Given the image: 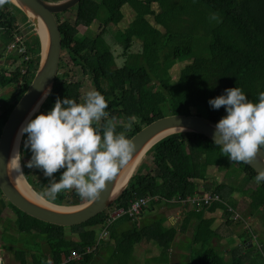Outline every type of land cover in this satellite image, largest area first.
<instances>
[{
	"label": "trees",
	"instance_id": "1",
	"mask_svg": "<svg viewBox=\"0 0 264 264\" xmlns=\"http://www.w3.org/2000/svg\"><path fill=\"white\" fill-rule=\"evenodd\" d=\"M155 7L161 10V14ZM69 11L75 12L73 21L62 22L61 15L56 16L62 36L60 67L68 66L70 61L74 64L70 67L76 68L79 75H90L97 91L107 102L105 111L108 115L104 123L113 122L116 131H123L129 139L145 126L166 117V107H170V115L190 116L196 112L195 116L217 123L225 115L224 107L213 109L208 101L223 94L225 89L240 87L253 102L260 92H264V0H82ZM95 21L100 23L101 33L94 38L88 36L76 41V29L85 27L90 30ZM110 25L119 29L116 38L126 53L131 49L133 39L143 44L142 54H128L130 62L125 64L122 76L116 79L112 77L116 58L105 38L106 28ZM23 31L33 32V26L14 6L0 0V38L4 39L5 48L12 43L14 35L23 34ZM25 45L29 60L24 62L22 56L15 58H20L23 64L8 74V84L14 86L16 94L0 102V134L38 67V36L33 32ZM138 55H143L144 60L140 61ZM4 74H0L2 88L7 84ZM177 87L183 90L180 105L172 96V90ZM78 93L79 83L62 82L58 74L53 91L42 109L49 111L58 97H67L78 103ZM124 118L129 122L126 127L118 123ZM25 139L26 136L21 145V165L28 178L31 169L24 167V160L31 158V152L24 148ZM226 157L213 141L202 135L183 133L169 136L146 154L145 158L151 159L150 167L146 172L140 167L137 169L128 188L109 210L70 229L31 218L2 196L17 213V218L6 220V232L15 237L8 248L17 264H44L48 261L60 264L71 252H83L96 243L98 232L103 229L110 211L117 206L127 208L131 200L146 196L170 200L175 196L186 199L195 192L218 194L221 200L206 209L210 213L216 209L226 210L225 206L236 212L241 208L239 198H248L249 202L244 204L246 212L242 216L257 217L264 223V182L256 183V173L252 168L242 162H231ZM234 164L239 172L232 168ZM212 170L215 172L211 174ZM221 170L225 171V181L217 183ZM53 175L59 179L58 172ZM48 179L45 177L41 185H35L37 190L33 187L47 201L59 206H76L90 200L80 199L74 189L64 190L55 199H50L44 195ZM209 180L215 182L214 186H201V181L207 183ZM28 183L34 186L29 180ZM202 214L203 210L192 212L195 217ZM123 220L136 225V221ZM204 223L208 225L211 221ZM13 225L15 232L12 233L9 229ZM203 226L200 224L199 233L198 229L194 233L195 238L200 239ZM114 229L115 226L109 228L111 238L117 236ZM160 232L155 226L123 232L113 251L129 256L132 247L143 239L157 243L156 236L167 239L175 235L172 231L161 232V235ZM108 241H102L98 250L86 256L81 264H92L101 246ZM171 243L168 239L159 242L163 255ZM166 258L158 257L157 260L167 262ZM209 261L204 256L194 264H209Z\"/></svg>",
	"mask_w": 264,
	"mask_h": 264
},
{
	"label": "clouds",
	"instance_id": "2",
	"mask_svg": "<svg viewBox=\"0 0 264 264\" xmlns=\"http://www.w3.org/2000/svg\"><path fill=\"white\" fill-rule=\"evenodd\" d=\"M50 91H44L18 130V138L26 136L24 148L31 152L24 167L39 169L50 178L44 192L50 199L74 189L80 199L94 200L128 165L136 146L123 131H116L113 123L103 122L108 115L107 102L95 90L86 94L83 103L58 97L49 111L31 118ZM208 103L213 109L224 107L225 115L215 125L213 144L231 162H251L264 150V92L253 102L240 87L227 88ZM22 158L18 146H14L8 161L17 165V174L22 172ZM60 169L63 171L57 180L53 174ZM254 179L258 184L264 182V170H259ZM230 217L234 220L233 214ZM110 238L109 233L105 240Z\"/></svg>",
	"mask_w": 264,
	"mask_h": 264
},
{
	"label": "water",
	"instance_id": "3",
	"mask_svg": "<svg viewBox=\"0 0 264 264\" xmlns=\"http://www.w3.org/2000/svg\"><path fill=\"white\" fill-rule=\"evenodd\" d=\"M6 1L27 18L40 43L39 62L34 77L11 111L0 134V192L21 213L57 227L70 229L80 226L111 208L128 188L146 154L163 139L176 134L190 133L202 135L213 141L216 123L212 120L195 115L166 116L145 126L130 138L136 146V151L128 165L119 170L96 199L76 206H59L41 197L28 183L23 171L17 174L15 171L17 165L8 160L13 154L14 146H18L21 152L24 136L19 138L17 136L21 125L41 101L44 91L50 89L49 95L39 104L38 111L33 113L31 118L40 112L55 86L62 55V36L56 16L75 8L82 0ZM40 29L43 30L44 37L41 36ZM243 164L252 168L256 174L259 170H264V150L259 151L251 162ZM19 175L23 177L24 183ZM30 190L40 200L35 199Z\"/></svg>",
	"mask_w": 264,
	"mask_h": 264
},
{
	"label": "crops",
	"instance_id": "4",
	"mask_svg": "<svg viewBox=\"0 0 264 264\" xmlns=\"http://www.w3.org/2000/svg\"><path fill=\"white\" fill-rule=\"evenodd\" d=\"M29 39L31 38L29 37ZM3 64L4 63L0 61V66H3ZM6 66L8 65L5 64L3 68H5ZM8 86L9 85L6 84L5 87H0L1 96H3L4 90L7 89ZM1 196L3 195L1 194ZM0 204L1 223L3 225H6L5 220H13L15 217L12 216L7 219H2L4 212L11 211L12 207L9 204H5L2 200L0 201ZM211 205L197 211L195 207L190 204L182 205L179 203L172 204L164 202L152 203L147 208H145L139 219L136 220L135 226L133 225V223L124 220L115 222L112 226H115L117 223L124 221L123 223L127 224L129 227L126 229L115 228L114 233L117 234V236L110 238L109 241L104 245L107 246L110 242L113 250L116 241L121 238L120 234L122 235L123 232L134 230L135 228L140 231L141 229H147L148 227L155 226L157 229L161 230V232H174L175 235L167 237V239L171 240L172 243L169 248L166 249V254H170V257H175L183 262H177L174 264H194L198 258H196L194 262L192 261V258L198 256H205L206 258H208L210 260L209 264H264V232L259 230L264 228L263 221L261 219L255 218V221L258 222V224L256 225L259 228L255 227L254 224H250L248 232L245 229V226L242 229L236 226L239 222L234 221L230 216H228L225 210L216 209L212 213H210L209 210H206L208 207H211ZM202 210L203 214L200 217H193V211L201 212ZM246 218L242 216V220L244 221V223L247 222ZM209 220H213V223L211 222V224H217L219 222V226H221V228L219 230H216L217 227H212L210 223L208 225L207 223H204L208 222ZM200 224L204 225L202 228L204 232H200L202 234L201 237H204L205 239L203 247L199 246L197 242L193 238H191L194 237V233H196L197 229V232L199 233ZM112 226H110V228ZM156 237L158 238L159 242L167 240L166 238L161 239V236ZM159 242L152 244L148 239H143L139 244H135L132 247L133 249H131V251L134 252L135 249H137L138 251V249L140 250L142 248L141 246L143 244L150 243L153 245V247H155V249L151 247L148 249V251L152 250L153 255L159 256V253L161 251V249H159ZM206 243H208L209 246L204 248ZM260 246H262L261 248L263 250L259 248ZM162 251L160 257H167L166 254L163 255ZM117 253L118 254L116 255L119 258V261L125 260L122 258V256L127 258L128 262L130 261L128 255L120 252ZM214 255L217 256L216 259ZM5 256L6 254L4 255V257L0 256L2 257V259L5 258V264H17L14 261L13 256L9 255L8 259H6ZM10 259H13V261H11ZM187 259L188 261H186ZM160 264L167 263L163 261Z\"/></svg>",
	"mask_w": 264,
	"mask_h": 264
},
{
	"label": "rangeland",
	"instance_id": "5",
	"mask_svg": "<svg viewBox=\"0 0 264 264\" xmlns=\"http://www.w3.org/2000/svg\"><path fill=\"white\" fill-rule=\"evenodd\" d=\"M142 2H143V0H141ZM145 6H146V4H145ZM160 6V5H159ZM156 8V7H155ZM156 11L157 12H159V14H161L160 13V9L158 10L157 8H156ZM61 16H60V19H61V21L63 22V21H66V20H70V21H73L74 19H75V12L73 11H68V12H66V13H63V14H60ZM23 26L21 25V28H22ZM23 28H25V27H23ZM34 33H35V31H33ZM32 31H30V32H26V31H23V34H20V35H22L21 36V38L23 37V40H24V45H23V47H24V51L26 50V53H27V48H26V41L27 40H30L29 39V37L31 38V36H32V33H33ZM119 32V29L116 27V26H113V25H110L109 27H107L106 28V34H105V38H106V40L108 41V43H109V45L111 46V48H112V51H113V53H114V56H115V58H116V66L115 67H118V66H123L124 64H125V61H126V57H127V54L125 53V51L123 50V47H122V44H120L117 40H118V38H116V34ZM97 33H101V29H100V23L98 22V21H95L92 25H91V29L89 30V29H87V28H85V27H78L77 29H76V31L74 32V38H75V40L76 41H81L82 40V38H84V37H92V38H94V36L97 34ZM36 34V33H35ZM129 51L130 52H132V53H134V54H137V53H140V54H142L143 53V44H142V42L141 41H138V40H132V45H131V49H129ZM139 56V60L140 61H143L144 60V58L142 57L143 55H138ZM17 57H19V53H18V50H16V51H12V50H9V47L7 48H5V45H4V39H2V38H0V61L2 62V63H4L3 64V66L6 64V65H8V66H6L5 68H3V66L1 65L0 66V74H3L4 72L6 73V74H4L3 76H4V80H5V82H7V84L9 83V81H10V76L9 75H7V74H9V73H13L18 67H20V65H22L23 64V61L21 60L20 61V58H18V59H15V58H17ZM3 60H2V59ZM74 64H73V62H71L70 63V61H68V68L70 67V66H73ZM121 70V69H120ZM120 70L118 71V69L113 73V75H112V77L114 78V79H116V78H119V77H121L122 76V73L120 72ZM8 72V73H7ZM63 76H65L64 78H68L67 80H70V81H72V79L71 78H73V76H74V72H72V73H69V74H64ZM70 77V78H69ZM76 80V79H75ZM74 81V80H73ZM9 86H8V88L7 89H5L4 90V93H3V96H1L0 95V102H4L5 100H9L8 98H11V96L13 95V94H16V90H15V88H14V86L12 85V84H8ZM84 88H83V90L81 91V100L83 101V99H84V97L86 96V94L89 92V91H93L94 90V88H93V86L86 80L85 82H84ZM172 96H173V99H174V102H176L177 104H179L180 105V103H181V100H183V90L180 88V87H177V88H174L173 90H172ZM171 109H170V107H166V113L170 116V113H168L169 111H170ZM47 111H45V110H43V109H41V111L39 112V113H37V115L38 114H40V113H46ZM194 113H196V112H193L192 113V115H194ZM167 115V116H168ZM24 138V137H23ZM22 145V144H21ZM27 155H24V157H26ZM226 158H228V157H226ZM29 159L28 158H25V160H24V162L26 163L27 161H28ZM144 160V161H143ZM142 161H141V163H140V165H139V167L141 168V169H143V172H146L147 171V169H148V166L150 167V164H151V159L150 158H145L144 157V159H143ZM150 163V164H149ZM138 167V168H139ZM232 168L235 170V171H237V172H239V170H238V167H237V165L236 164H234V165H232ZM33 170V171H32ZM31 172H34V173H32V174H35V175H37V176H43V179H44V175H43V172L41 171V170H39V169H36V168H32L31 170H30ZM58 172V174H59V176H60V173L62 172V171H60V170H58L57 171ZM213 172H215V171H211L210 173L212 174ZM37 173V174H36ZM225 173V171H223V170H221V171H219L218 172V176H219V179H218V181H217V183H222V181L224 182L225 181V179L223 178V174ZM29 175V177L27 178L26 176H25V178L27 179V181L29 180L34 186H31V187H34L36 190H37V188H36V186L35 185H37V184H39V181L41 180V178H39V177H37V176H35V175ZM242 177V176H241ZM239 179H241V178H239ZM236 182H238V180L236 181ZM201 183V186H205V184H207V185H212V186H214V183L215 182H213V180H209V182H207V183H204L203 181H201L200 182ZM236 185H237V183H235ZM33 188V189H34ZM70 190H72V189H69L68 191H70ZM37 192V191H36ZM202 193H204V192H202ZM3 201L5 204H7V202H5V200H3V197L1 196V194H0V201ZM239 203H240V205H241V208H239V212H240V214L241 215H243L244 216V214H245V208H244V204H246V203H248L249 202V200H248V198H243L242 199V197L241 198H239ZM0 206H1V204H0ZM238 211H236L235 213H237V214H239V212ZM239 214V215H240ZM234 215V214H233ZM12 216H14L15 218H17V213L15 212V210L12 208V210L11 211H5L4 212V215H3V217H2V219H7V218H9V217H12ZM194 218H195V216H193ZM242 217V216H241ZM248 218H246V217H244V218H246V221L247 222H245L244 223V221L242 220V219H239L238 221H236V222H239V223H237V225L236 226H238V227H240L241 229L245 226V229L249 232V228H250V224L251 225H255V227H257V228H259L256 224H258V222H256L255 220V218H257V217H249V216H247ZM259 219V218H258ZM211 222L213 221V220H210ZM5 222H6V220H5ZM124 222V221H123ZM123 222H119V223H117L116 225H115V228L117 229H126V228H128L129 226L127 225V224H125V223H123ZM213 223V222H212ZM211 224V223H210ZM212 225V227H217L216 228V230H219L220 228H221V226H219L220 224H219V222L217 223V224H211ZM219 226V227H218ZM7 228V224L6 225H3L2 223H1V218H0V238L4 241V243L5 244H3V242H2V240H1V245H0V256H2V257H4V255L6 254V259H8L9 258V255L10 256H13V254H12V252L9 250V248H8V245L9 244H12L13 242H11V241H15V237L14 236H11L10 234H9V232H6V229ZM12 233L13 232H15V230H14V227L13 228H11V229H9ZM259 230H261L262 232H264V228L263 229H259ZM191 238H193L196 242H197V244L199 245V246H202L203 247V244L205 243V239H204V237H201L200 239H197V238H195V237H191ZM108 240V239H107ZM156 242V241H155ZM152 244H155V243H152ZM152 244H143L141 247V249L139 250L138 249V251H137V249H135L134 250V252H132V253H130L129 254V258H130V261L128 262V259H125L124 261H119V259L116 257V254H115V252L112 250V246H105V245H102L101 246V252H100V254H99V256L98 257H96L93 261H92V264H160V262L157 260V258L158 257H160L161 256V251H160V253H159V256L157 257L156 255H153V252H152V250H149L148 251V249L149 248H151V247H153V245ZM140 246V245H139ZM209 245H208V243H206L205 244V246H204V248H206V247H208ZM138 247V246H137ZM136 247V248H137ZM154 249H155V247H153ZM158 249V248H157ZM167 257H168V259L166 258L165 260L167 261V262H165V263H167V264H174V263H177V262H182L180 259H177V258H175V257H170V254H168L167 255ZM196 258H200L199 256L198 257H193L192 259V261L194 262L195 261V259ZM4 259V261H5V258H3ZM11 261H13V259H10ZM186 261H188V259L186 260ZM183 263V262H182Z\"/></svg>",
	"mask_w": 264,
	"mask_h": 264
},
{
	"label": "built area",
	"instance_id": "6",
	"mask_svg": "<svg viewBox=\"0 0 264 264\" xmlns=\"http://www.w3.org/2000/svg\"><path fill=\"white\" fill-rule=\"evenodd\" d=\"M22 35L16 34L13 37L12 43L8 46L9 50H18L19 56L23 57L24 62H27L29 60V56L26 53V50L24 51V40ZM25 72V71H24ZM221 199L219 195L213 194V193H194L192 196H188L186 199L182 198L181 196H175L171 198L170 200L164 199L160 196H146V197H140L135 198L131 200L129 206L127 208L123 207H116L112 211L108 213V217L106 219V222L104 224V227L96 240V243L93 246L87 247L83 252L73 251L70 255L67 256L66 260H64L60 264H81L85 257L95 253L99 246L101 245L102 241H104L106 238L109 237V228L112 226L115 222L119 220H123L125 218H128L132 221H136L139 219L142 211L147 208L152 203H179L182 205H192L195 207V209L201 210L203 207L210 206L214 202H219ZM227 212L234 214L233 218L234 220H239L240 215L235 213V211L232 208L227 207ZM0 264H5L2 257H0ZM27 264H33L31 262ZM44 264H53L52 261H48Z\"/></svg>",
	"mask_w": 264,
	"mask_h": 264
},
{
	"label": "flooded vegetation",
	"instance_id": "7",
	"mask_svg": "<svg viewBox=\"0 0 264 264\" xmlns=\"http://www.w3.org/2000/svg\"><path fill=\"white\" fill-rule=\"evenodd\" d=\"M123 47V46H122ZM123 50L125 51V49H124V47H123ZM126 53V52H125ZM127 54V57H126V61H125V64L129 61L130 62V58H129V55L128 54H134V53H132V52H130L129 50H128V52L126 53ZM61 62V61H60ZM125 64L121 67V66H118V67H115V66H113V68H112V70L115 72L117 69H118V71L120 70V72L121 73H123V71H124V66H125ZM61 68V69H60ZM72 72H74V76H73V78H71L72 79V81H70V80H67L68 78H64L65 76H63L64 74H69V73H72ZM58 74L60 75V77H61V80H62V82H64V81H66L67 82V84H76V83H79V93H78V103H83V101L81 100V91L83 90V88L85 87L84 86V82L87 80L92 86H93V88H94V90L95 91H97V89H96V87H95V85H94V82H93V80H91V78H90V75L89 74H87V73H84V74H81V75H79L78 74V72H77V70H76V68H74V67H67V66H65V65H63L62 67H59V72H58ZM79 76H82L81 77V79H79V80H77L78 78H79ZM70 78V77H69ZM76 79V80H75ZM74 80V81H73ZM104 122V121H103ZM113 123V122H112ZM118 123H120L119 125L120 126H124V127H126L127 125H128V121H127V119L126 118H124L122 121L120 120ZM21 163V162H20ZM21 167H22V165H21ZM32 169V168H31ZM22 171H23V169H22ZM33 171V170H32ZM32 173H34V172H29V175H31ZM24 174V173H23ZM32 175H35V174H32ZM35 176H37V175H35ZM54 176V175H53ZM45 178V177H44ZM218 179H219V177H218ZM49 180H50V178L46 181V183H45V185L47 186V184L49 183ZM58 180V179H57ZM44 182V179H43V176L41 177V180L39 181V184L41 185L42 183ZM39 184H37V185H39ZM262 246H260L259 248H261ZM262 249V248H261ZM263 250V249H262Z\"/></svg>",
	"mask_w": 264,
	"mask_h": 264
},
{
	"label": "bare ground",
	"instance_id": "8",
	"mask_svg": "<svg viewBox=\"0 0 264 264\" xmlns=\"http://www.w3.org/2000/svg\"><path fill=\"white\" fill-rule=\"evenodd\" d=\"M40 34H41V36L44 37V34H43V30H42V29H40ZM19 176H20V175H19ZM20 178H21V181L24 183V179H23V177L20 176ZM30 191H31V190H30ZM31 194H32V196H33L35 199L40 200V199L37 197V195L34 194L32 191H31Z\"/></svg>",
	"mask_w": 264,
	"mask_h": 264
}]
</instances>
